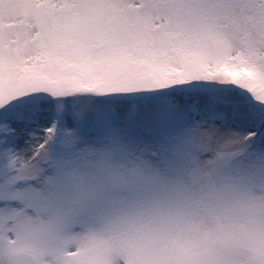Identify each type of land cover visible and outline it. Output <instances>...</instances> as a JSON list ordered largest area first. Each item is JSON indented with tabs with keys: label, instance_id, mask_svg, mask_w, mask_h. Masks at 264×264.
Instances as JSON below:
<instances>
[{
	"label": "snow or ice",
	"instance_id": "obj_1",
	"mask_svg": "<svg viewBox=\"0 0 264 264\" xmlns=\"http://www.w3.org/2000/svg\"><path fill=\"white\" fill-rule=\"evenodd\" d=\"M0 264H264V0H0Z\"/></svg>",
	"mask_w": 264,
	"mask_h": 264
}]
</instances>
